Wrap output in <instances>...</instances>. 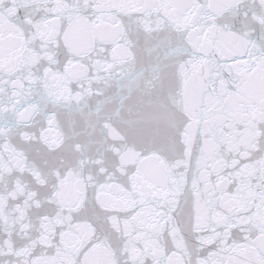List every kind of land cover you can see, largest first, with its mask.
<instances>
[{"label": "snow or ice", "instance_id": "1", "mask_svg": "<svg viewBox=\"0 0 264 264\" xmlns=\"http://www.w3.org/2000/svg\"><path fill=\"white\" fill-rule=\"evenodd\" d=\"M0 264H264V0H0Z\"/></svg>", "mask_w": 264, "mask_h": 264}]
</instances>
